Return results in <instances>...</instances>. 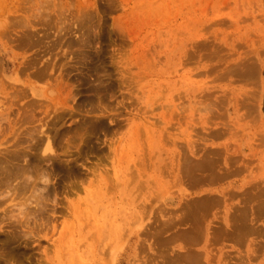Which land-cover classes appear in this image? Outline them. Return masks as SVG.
Here are the masks:
<instances>
[{"label":"rangeland","instance_id":"1","mask_svg":"<svg viewBox=\"0 0 264 264\" xmlns=\"http://www.w3.org/2000/svg\"><path fill=\"white\" fill-rule=\"evenodd\" d=\"M6 159L0 264H264V0H0Z\"/></svg>","mask_w":264,"mask_h":264},{"label":"bare ground","instance_id":"2","mask_svg":"<svg viewBox=\"0 0 264 264\" xmlns=\"http://www.w3.org/2000/svg\"><path fill=\"white\" fill-rule=\"evenodd\" d=\"M34 133V132H33ZM37 143V142H36ZM19 153H21V152H19ZM17 155V154H16ZM19 156V155H18ZM22 157H23V159H24V156L22 155ZM22 157H21V159H22ZM35 160H36V158H35ZM43 161V160H42ZM1 163H0V170L2 169V171L1 172H5V173H7V174H12L13 173V170H15L16 171V169H17V173L15 172V174H16V176L17 177H19L20 175L19 174H21V171L23 170V169H21V168H16L15 167V169H12V168H9V166L11 167V163H10V159H6V160H3V161H0ZM25 162V161H24ZM12 167H14L13 165H12ZM195 167V166H194ZM31 168V167H30ZM0 172V173H1ZM3 172V173H4ZM29 172V170L27 171V169H26V172L24 171V173L25 174H27ZM31 172V171H30ZM44 174V173H43ZM46 174H48L47 172H46ZM40 177H42V176H40ZM43 177H45V175L43 176ZM30 178H32V177H28V179H30ZM27 179V180H28ZM2 180H3V178H2ZM5 180V179H4ZM22 180H24V179H22ZM44 181V180H43ZM18 182V181H17ZM1 183V182H0ZM33 183V189H35L34 190V194H35V192L37 193L38 192V190L39 189H37V186H38V184L40 183H36V181H33L32 182ZM5 184V183H4ZM17 184H19V183H17ZM16 184V185H17ZM5 185H7V184H5ZM42 185V184H41ZM46 187V186H45ZM2 188V187H1ZM0 188V189H1ZM20 188V187H19ZM27 188V187H26ZM25 188V189H26ZM7 189V188H6ZM30 189V188H29ZM44 189V188H43ZM16 190V189H15ZM19 190V189H18ZM44 190H46V189H44ZM17 191V190H16ZM33 192V191H32ZM6 194H7V192H5ZM40 193V192H39ZM10 194V193H9ZM8 194V195H9ZM11 195V194H10ZM37 194H35V196H36ZM39 195H41V194H39ZM39 195H38V197H39ZM43 195V194H42ZM18 196H19V194H18ZM21 196V195H20ZM33 196V195H32ZM5 197H9V196H6L5 195ZM34 197V196H33ZM4 198V197H3ZM35 198V197H34ZM36 198H37V196H36ZM10 199V198H9ZM39 199V198H38ZM33 200V199H32ZM31 200V201H32ZM5 201V200H4ZM35 201V200H34ZM42 201V200H41ZM200 202H203V201H200ZM200 202H197L195 205H196V207H195V205H193V211H194V218L192 217L191 219H192V221L195 223V228H192V229H190V231L189 232H187V234H186V236H185V234L183 235V237H185V240L187 241V243L188 242H191V241H193L194 239H196V238H198L199 237V234H200V228L201 227H198V225H199V219L201 218L202 219V217H201V215H202V211L203 210H205L206 209V205H204V204H201ZM36 203H37V201H36ZM4 204V203H3ZM31 204V203H30ZM34 204V203H33ZM35 205V204H34ZM199 205V206H198ZM36 206H37V204H36ZM41 206H43V204H41ZM22 207V206H21ZM27 208V207H26ZM32 208H34V207H32ZM36 208V207H35ZM25 209V208H24ZM30 209H31V205H30ZM30 209H29V211H30ZM39 210H40V208H38ZM36 211H37V208L35 209ZM35 210H33V212L34 213H36L35 212ZM39 210H38V212H39ZM43 211V214H44V210H41V212ZM33 212H31V213H33ZM37 212V213H38ZM41 212H39V213H41ZM37 213L36 214H34V215H36L37 216ZM42 214V213H41ZM243 214H244V212H243ZM40 215V214H39ZM197 216H199V217H197ZM26 217H28V216H26ZM33 217V216H32ZM12 219V218H11ZM13 220V219H12ZM235 223H237L238 225L234 228V233H239V234H241L244 230H245V228H246V226L248 225V218H247V216L245 215H241V216H239L238 218H236V217H234V220H233ZM16 222V221H15ZM13 223V222H12ZM234 223V224H235ZM13 224H15V223H13ZM11 225V224H10ZM19 225V224H18ZM24 225V224H23ZM12 227H14L13 225H12ZM16 228H17V226H16ZM18 232V231H17ZM20 234V233H19ZM7 238V237H6ZM10 238V237H9ZM8 239V238H7ZM7 241V240H6ZM8 242V241H7ZM12 242V241H11ZM186 243V242H185ZM190 250V249H189ZM189 250H186V252L184 253V255L181 257V262L183 261V260H186L185 262V264H205V263H203V259H202V257H199V256H194V255H192V254H190L191 252L189 251ZM192 252H194L195 253V251H192ZM193 253V254H194ZM196 254V253H195Z\"/></svg>","mask_w":264,"mask_h":264}]
</instances>
